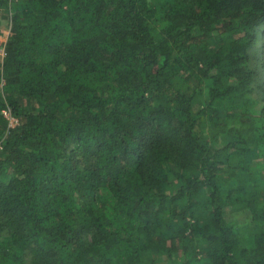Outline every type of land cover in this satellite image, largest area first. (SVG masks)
Masks as SVG:
<instances>
[{"label": "trees", "instance_id": "1", "mask_svg": "<svg viewBox=\"0 0 264 264\" xmlns=\"http://www.w3.org/2000/svg\"><path fill=\"white\" fill-rule=\"evenodd\" d=\"M262 28L264 0H0V264H264Z\"/></svg>", "mask_w": 264, "mask_h": 264}, {"label": "rangeland", "instance_id": "2", "mask_svg": "<svg viewBox=\"0 0 264 264\" xmlns=\"http://www.w3.org/2000/svg\"><path fill=\"white\" fill-rule=\"evenodd\" d=\"M4 30V28H2ZM264 28L259 32L258 39L256 45L251 49V61L250 65L252 67H256V71L258 72V83H260L264 87ZM260 93V92H258ZM29 104H32L31 102ZM12 118L8 116L9 124L13 123ZM16 119V118H15ZM251 164L257 165V173L256 174H264V156L255 158ZM226 216L234 222L236 225L237 230L240 232H243L245 228V224L250 221L249 214L245 211H232L230 208H226L225 211ZM29 257H26V262L24 264H30L29 263ZM165 264V263H162Z\"/></svg>", "mask_w": 264, "mask_h": 264}, {"label": "built area", "instance_id": "3", "mask_svg": "<svg viewBox=\"0 0 264 264\" xmlns=\"http://www.w3.org/2000/svg\"><path fill=\"white\" fill-rule=\"evenodd\" d=\"M7 117H8V114L6 113L5 114ZM11 117V116H10ZM12 121H14L15 122V124H17L18 123V120L17 119H15V118H12ZM15 124H13V123H10L9 125H11V126H14Z\"/></svg>", "mask_w": 264, "mask_h": 264}]
</instances>
